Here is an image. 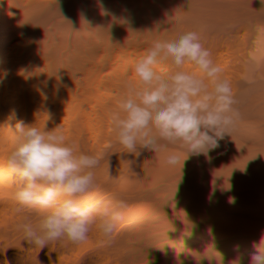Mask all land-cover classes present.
<instances>
[{
  "label": "trees",
  "instance_id": "1",
  "mask_svg": "<svg viewBox=\"0 0 264 264\" xmlns=\"http://www.w3.org/2000/svg\"><path fill=\"white\" fill-rule=\"evenodd\" d=\"M9 6L5 19L13 25L0 18V264H250L264 236V0H9ZM189 31L222 67L241 118L216 149L184 154L178 166L166 163L167 152L127 154L109 120L124 82H139L134 65L154 40ZM155 70L176 69L169 61ZM184 70L202 75L193 64ZM19 121L41 130L61 125L77 151L98 155L99 187L76 199L127 201L111 241L99 216L81 244L64 239L40 249L25 240L17 225L25 218L38 223L46 210L15 199L20 182L6 160Z\"/></svg>",
  "mask_w": 264,
  "mask_h": 264
},
{
  "label": "clouds",
  "instance_id": "2",
  "mask_svg": "<svg viewBox=\"0 0 264 264\" xmlns=\"http://www.w3.org/2000/svg\"><path fill=\"white\" fill-rule=\"evenodd\" d=\"M169 61L174 72L166 75L155 70ZM186 64H193L202 75L185 71ZM134 73L139 82L126 80L115 110L109 112L116 144L127 154L139 156L138 149H143L158 157L167 152L166 163L178 166L184 154L207 155L216 149L241 118L230 81L195 31L171 41L154 40L136 61ZM14 132L17 141L6 164L20 182L15 199L20 206L46 210L38 223L25 218L17 225L25 240L40 249L64 239L81 244L99 216V229L111 241L127 201L82 205L76 199L99 187L93 171L101 163L98 155L77 151L61 125L41 130L19 121ZM170 146L178 150L169 151ZM233 264H239V259ZM250 264H264V236Z\"/></svg>",
  "mask_w": 264,
  "mask_h": 264
},
{
  "label": "bare ground",
  "instance_id": "3",
  "mask_svg": "<svg viewBox=\"0 0 264 264\" xmlns=\"http://www.w3.org/2000/svg\"><path fill=\"white\" fill-rule=\"evenodd\" d=\"M10 10H12V8H11V6H9V0H0V18L3 17L5 19L7 16L12 14L10 12ZM4 19H2V20H4ZM5 22L8 24H12V22L7 20V19H5ZM0 26H1V24H0Z\"/></svg>",
  "mask_w": 264,
  "mask_h": 264
}]
</instances>
